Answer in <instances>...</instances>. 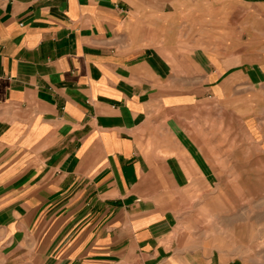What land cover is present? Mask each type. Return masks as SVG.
Instances as JSON below:
<instances>
[{
	"label": "crops",
	"instance_id": "obj_1",
	"mask_svg": "<svg viewBox=\"0 0 264 264\" xmlns=\"http://www.w3.org/2000/svg\"><path fill=\"white\" fill-rule=\"evenodd\" d=\"M156 3L0 0V264H198L153 195L186 142L185 86L138 41Z\"/></svg>",
	"mask_w": 264,
	"mask_h": 264
},
{
	"label": "rangeland",
	"instance_id": "obj_2",
	"mask_svg": "<svg viewBox=\"0 0 264 264\" xmlns=\"http://www.w3.org/2000/svg\"><path fill=\"white\" fill-rule=\"evenodd\" d=\"M156 4L167 14L138 41L185 86L170 119L186 142L169 141L153 195L169 199L198 264H264V0Z\"/></svg>",
	"mask_w": 264,
	"mask_h": 264
}]
</instances>
